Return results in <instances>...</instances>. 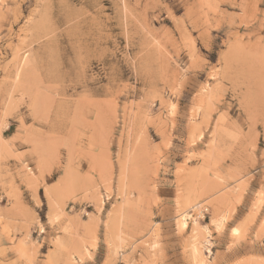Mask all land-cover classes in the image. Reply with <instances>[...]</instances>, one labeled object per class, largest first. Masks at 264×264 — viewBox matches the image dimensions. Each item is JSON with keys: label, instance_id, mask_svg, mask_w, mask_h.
<instances>
[{"label": "rangeland", "instance_id": "obj_1", "mask_svg": "<svg viewBox=\"0 0 264 264\" xmlns=\"http://www.w3.org/2000/svg\"><path fill=\"white\" fill-rule=\"evenodd\" d=\"M0 264H264V0H0Z\"/></svg>", "mask_w": 264, "mask_h": 264}]
</instances>
